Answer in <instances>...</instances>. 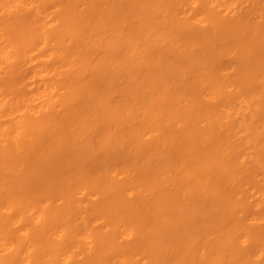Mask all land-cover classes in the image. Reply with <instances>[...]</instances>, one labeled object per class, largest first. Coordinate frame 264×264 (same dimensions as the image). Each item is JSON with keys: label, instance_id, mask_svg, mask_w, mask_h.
Instances as JSON below:
<instances>
[{"label": "bare ground", "instance_id": "obj_1", "mask_svg": "<svg viewBox=\"0 0 264 264\" xmlns=\"http://www.w3.org/2000/svg\"><path fill=\"white\" fill-rule=\"evenodd\" d=\"M0 264H264V0H0Z\"/></svg>", "mask_w": 264, "mask_h": 264}]
</instances>
